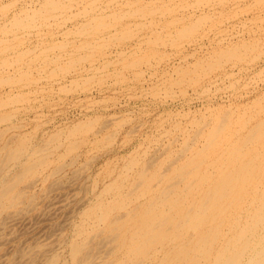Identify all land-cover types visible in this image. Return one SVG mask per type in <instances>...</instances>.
<instances>
[{
	"label": "rangeland",
	"instance_id": "1",
	"mask_svg": "<svg viewBox=\"0 0 264 264\" xmlns=\"http://www.w3.org/2000/svg\"><path fill=\"white\" fill-rule=\"evenodd\" d=\"M93 1L94 2L96 1V2L94 3ZM109 1L110 0H63V1L60 0V6L63 3L66 4L65 5L66 7L64 6V4L62 5L63 7H65L64 9L66 11L62 9L63 8L62 6H61L62 8L59 6L61 9L59 7L58 8L56 7L54 11H51V9H49L50 6L47 5V0H0V6H1L0 7V38H1V34L2 33L4 34L5 29H8V31L5 32L6 35H2V38L0 40L1 42L0 51L3 52V53H0L1 54L0 61H1V66L4 65L1 68L3 69V71L0 69V72H2L0 75V86H1L0 87V101L1 99L2 101H4L5 98L7 100V101L6 100L4 101L5 103L2 101L0 103V104L4 103V106L0 105V122H1L0 130L2 129V127L3 128L5 127L4 129L1 130L2 132L0 131L1 132L0 144H3L7 140L13 139L15 137H19V136L29 137L30 136L29 139L33 145L34 144L35 146L37 144L42 145L44 142H46L47 139L48 140L50 139L53 133L55 135V133L61 132V134H65L66 136L68 130L72 128L73 126H75L76 124L83 123L85 125L87 123L86 126H84V130H86L85 128H87V130L86 131L82 130L81 132H79L80 134L77 133L78 136L76 135L74 137V139H76L75 141H77L78 144L80 145V146L78 145L79 147L76 150H73L70 153H66L64 150V147H60L57 150L56 149L51 150L52 152H51L50 157L51 158L53 157L52 160L54 159L53 161L51 160L52 162H55V160L57 159L56 156H58L60 153L64 151L62 153L63 154L62 158L64 157V160L61 158L62 159L61 163H64L65 165L63 167V170L56 177H53V178L48 177L50 175V171L53 168L52 167L53 165H51L49 168L45 170V172H42L39 175V178L36 180L37 184L35 183V185L30 188L26 187L24 184V186L26 187L25 191L27 195L33 196L35 198L33 199L34 204H32V206H30L31 208L29 207L25 213L26 214L25 218L29 221L25 219L26 222L25 221L19 222L20 225H18V223L13 226L11 225L13 228L10 226L11 228L9 227L7 231L4 232L5 234L3 233L0 236V263L2 262L1 264H5V263L10 264V262L12 264H43V262L48 257L50 252H55L56 254H59L61 256L60 258H62V260L63 259L65 260V258L68 256V253H67L68 249H65L67 247L65 246L66 244L60 242V240L63 242H66L70 238L73 225L80 218L81 210L86 208L90 204V202L92 203V201L95 200V197L103 190V186H105L106 183H109V178H108L109 173H112L113 171H115V173H113L114 174L113 176H115L116 173L120 169L123 168V164L125 163V161H127L130 157L137 155L140 152H142L140 154H145L146 152L144 151L148 150V154H147L148 156H151V155L153 156L155 152L159 153V151L156 149H158L157 144L160 141L168 143V141L170 140L172 141V139H175L176 141L173 142L172 147L173 148L180 147L181 143L183 142L182 139L184 138V136L178 131H174L175 126L181 124L180 126L183 127L186 125L185 127L188 126V129L192 130L193 128L191 127L192 125L190 122L193 119H197L198 117L208 115L209 111L215 110L217 106L218 108H223V109L238 110L240 108H244V104L246 106L251 105L250 102H253L254 99H257V96L261 97L264 95L263 93L264 92V44H263L264 43V0L263 1L262 0H215V1L205 0V2L207 1L210 3L212 2L211 4L208 2L207 4H205L203 0L201 2L203 6H200V7L199 5L201 4H198L200 3V0L199 1L190 0V2L189 0L188 2L186 0L185 1L181 0L184 2H181L180 0H157V1L154 0L155 1L154 3H153V0H132L133 1L132 5L131 3H129V2H132L130 0H128L129 2L127 0H116V1L114 0L113 2L112 0L110 2ZM125 1L128 2L129 6L127 3H125ZM196 1L198 2L196 3ZM161 2L163 3L165 2L164 4L166 5H164ZM8 3L10 4L15 3V4L12 5V7H9L11 5ZM92 3L93 5H91ZM122 3L127 4V5L125 6ZM152 3L156 6L154 7ZM190 3L192 5L195 4L196 6L195 5L192 6ZM184 4L188 5L187 8H186V5L184 6ZM197 4H198V7H197ZM6 5H8V7ZM5 6L7 9H5ZM189 6H192L194 10L192 9V7H189ZM43 7L45 8V10ZM46 7L48 8L46 9ZM142 7H146V8H142ZM177 7H179L178 8L179 10L174 11V10H177ZM131 8L135 9V10L133 9L134 12L131 11L132 10ZM31 9H33L35 12H32L33 10ZM84 9L91 10V12L85 11ZM171 9H173V12L170 11ZM18 10L21 11L22 13L21 15ZM30 10H31V14H30ZM42 10L43 12L45 11L44 12L45 14L41 12ZM47 10H49L50 12ZM118 10L120 11L118 12ZM212 10L214 11L212 12ZM36 11H39L37 12V14H40V13L41 14L37 16V14H35ZM129 11L132 13H130ZM23 12L26 14H24ZM83 12H88V13L86 14ZM116 12L118 13L119 17L118 15H115ZM18 13L20 16H22V18L19 17ZM82 13H83V16H82ZM129 13L130 15L134 13L133 14L134 17L128 15ZM14 14L17 15L16 17L17 19L19 18L20 20L27 19L25 23L27 25L29 24V26L32 25V28L30 29L28 28V26L24 27L23 25L22 27L20 25L21 28H23L24 30L23 29L17 30L19 26L16 27V25L18 24L16 23V21H13V17L16 16ZM28 14H30V16H28ZM32 14L34 15L33 18L35 19L31 18ZM123 14H126L125 17L123 16ZM193 14H198L199 16L197 15V17L199 18H196V15H193ZM24 15L26 16L23 17ZM97 15L98 16L105 15L104 17H106V19L102 17L105 20V21L102 20L103 23L101 24L103 26H101L100 23L98 24L100 25L98 29L100 32L97 31L96 34L95 33L92 34L91 32L94 30L93 28L95 24L92 23L91 25L90 20L91 18H93L94 16L96 17ZM113 15L116 16V18H114ZM175 15L177 16V18H175L176 17ZM202 15H204V17ZM27 16L29 17V20ZM107 16L109 17L107 18ZM111 16H113V18ZM173 16H174V20L177 19L178 21L176 20V23H172L171 25L170 23L172 21L175 22L174 20H172ZM42 17L43 18L46 17L47 20L43 19ZM117 17L121 20L119 21L116 20L118 19ZM184 17L185 19L183 22V20L181 21V18H184ZM11 18L13 22L10 21ZM16 18L14 17V20ZM200 18H202L203 20H201ZM199 19L200 21H198ZM33 20L35 22H33ZM196 20L198 23L196 22ZM6 22L8 23L10 22V24ZM38 22H40V24ZM193 22L196 25H193L194 24ZM104 23L108 26L106 25L104 26ZM186 23L188 26L185 25ZM142 24H143V27H142ZM174 24H178V25H174ZM190 24H192L193 28L189 27ZM8 25L10 26L8 27ZM90 25L91 27H89ZM82 27L89 30L88 35H86L85 33L84 34L82 33V30H83ZM183 27H184V30L187 28L188 29L190 28V31L188 29L186 31L182 30ZM12 28H14V30ZM10 29L13 30L15 33L11 31ZM166 29L168 31H166ZM179 29L182 30L183 33H186V34L182 33L183 36L186 37L185 38L186 40H183L181 38L182 34L178 35L179 34L178 32H181ZM193 29L198 32L196 33V31H193ZM125 30L126 32H124ZM151 30L153 31L151 32ZM176 30H178V32H176ZM187 31L190 33L187 34ZM8 32L10 34H7ZM128 32H130L131 34ZM165 33L166 35H168V38H166L167 36L164 35ZM191 33L193 35L195 34L194 35L195 37ZM157 35L158 37H156ZM159 35L162 37H160ZM127 36H129V39H126ZM257 36H258V39H257ZM187 37H190V38H187ZM163 38H166V39L164 40ZM249 38L251 39L249 40ZM252 38H254L255 41L252 40ZM2 39L4 42L2 41ZM145 39L147 40L145 41ZM157 39H160V40L163 39L162 40L163 44L160 42L158 43V45L155 46V43L157 44V42H159V40L157 41ZM242 39H244L245 43L247 42L246 44H254V42L255 43L257 42L256 45L259 46L260 48L257 47L256 49L250 50L251 53L249 51L247 53L245 52L246 55L244 56L247 57V59L244 57L243 61H232L233 64L231 63V61L230 63H228L229 61L223 62L224 66L221 63L220 66H218V68L220 67V69L216 68V70L214 71L210 69L209 71L207 69L206 70L207 72L205 70H199L200 72L202 71L201 74L203 73L202 74L203 76L202 75L198 76L195 72V74L192 75L193 77L191 78L194 79V76L195 77L198 76V78H195L194 80L191 79L194 81L193 84L190 83L191 81L190 82L188 81V78L187 79L185 78L186 80L179 81L183 79V77L178 78L179 76H182V75H179L180 69L183 70L187 66L188 67L190 66L189 68H192V67L195 68L194 65L200 59H202L208 66L210 62L212 63L214 61V59H208L209 58V56H207L208 53L210 54V57H212L211 54L214 52V51L211 52L212 50L218 49L219 47H226L232 44L231 42H233V44H237V42L239 41L238 43L242 44L243 42ZM10 40L12 41L11 43H9ZM37 40L39 43L37 42ZM40 40H41V43L42 41L44 43L40 44ZM65 40L67 42L69 40L70 41L67 44ZM150 40L152 43L149 42ZM89 42H91L92 47L94 46L93 48L94 50H91L92 48H90ZM142 42L144 43L142 44ZM103 43L105 46L99 45ZM107 43H109V45ZM14 44L16 46L20 45L21 47L17 46V48L15 49L16 46H14ZM53 44L54 45L57 44V46L60 44L59 47L63 45L62 46L63 48L62 47L59 48L55 45L56 48L53 49L54 48ZM96 44L97 46L102 47V48L98 50L99 47H96ZM85 45L89 47H85ZM12 46H14V48ZM51 46H52V49H50ZM82 46L85 50L82 49ZM7 47H10V48L7 49ZM75 47L79 49L76 52H75ZM80 47L82 50H80ZM204 47L205 49H203ZM33 48L35 49L33 50ZM42 48L43 49L45 48V49L43 50ZM200 48L203 50H201ZM211 48H214V49H211ZM4 49L5 51L7 49L8 53L4 52ZM41 49L43 50V52L41 51ZM46 49L48 50L46 51ZM134 49L136 50L135 53H134ZM137 49L139 50L137 51ZM157 49L161 52H159ZM259 49H262L263 52ZM14 50H16V52ZM88 50H90L92 53L90 51L88 52ZM19 51L22 52L23 55L19 54L20 53ZM86 51H87V54H86ZM122 51L124 52L122 53ZM119 52L122 53L123 57L120 54H118ZM254 52L256 53V55L254 54ZM15 53H17L18 56L19 55L23 56V57L19 56V59L22 58L21 61L18 60V56H15L16 55ZM75 53L76 55L74 56ZM89 53H91V56L89 55ZM163 53H164V56H163ZM35 54L38 56L35 57L34 56ZM66 54H69V56H67ZM80 54L82 56L84 55L83 57L88 58V59H85L82 62L81 60H83V57L80 56ZM92 54L95 56L94 57L95 59L92 58L93 57ZM154 54H157V55L147 58L148 56H152ZM191 54H194V55H191ZM10 55H12V58L10 57ZM61 55H62V58L61 57L59 58V56ZM117 55L118 56L120 55L121 57H118ZM160 55L163 56L162 57L163 59L160 57ZM204 55L208 58H206ZM1 56H3L4 58L2 59ZM79 56L82 58L80 59ZM156 56L157 57L159 56L158 57L159 59ZM7 57L9 58V60ZM75 57H79V59ZM6 58H7V62H5L4 64L3 60H5ZM15 58H17L16 59L17 61L15 60ZM212 58H214V56ZM10 59L12 61H10ZM38 59H40L41 61ZM72 59L79 60V62L76 61L74 63V60ZM148 60L150 63L148 62ZM208 60L209 61L212 60V61L209 62ZM9 61L10 63L12 62L13 64L10 65ZM13 61L16 62V64ZM18 61L20 63H18ZM45 61H46V64H45ZM110 61L112 62V64ZM133 61L134 62L136 61V63L138 61H141V62L144 61V62L143 63L140 62L141 65L138 62L137 66L138 65L139 66L133 68L132 65L136 66V63L135 65L134 63H132ZM35 63H37L38 65ZM235 63H237V65ZM26 64L29 65L28 68L26 67ZM49 64L51 66H49ZM127 64L130 65V67ZM143 64H145L146 66ZM189 64H192V66ZM44 65H45V68L43 67ZM233 65L235 66V68ZM17 66L21 68H18ZM56 66L57 68H55ZM102 67H105V68H103L102 70ZM52 68L54 70H52ZM62 69H63V72H62ZM23 70L26 71V73L29 74L30 76L28 75L27 77L26 75L24 76ZM51 70L53 71V73L55 72V74H53ZM199 71H197L198 74L200 73ZM135 72H137L136 74L139 77H137ZM176 72L178 75L175 74ZM204 72H205V75H204ZM48 73H52V74H48ZM115 75L116 76L118 75V76L115 77ZM225 75H229V76L225 77ZM257 75H260V76H257ZM2 76L6 77L4 79L11 78L9 80L10 81L12 80L13 82L17 81V79L19 80L21 77L22 78L20 79L21 80L20 83L15 82L16 85L15 83L11 85L12 82L11 84L9 82V85H8L4 82V79ZM13 76L16 78L12 79ZM23 76L24 78L26 77V79L27 78L28 79L27 80L24 79ZM83 77L84 78L86 77L88 79L86 78L84 79ZM176 77L178 81H176L177 80ZM22 79L26 81H22ZM30 80L34 82H31ZM171 80L172 81L175 80L173 82H176L178 84L173 83ZM1 82H4V83H1ZM73 83H75L76 85H74ZM186 83L188 84V86H186L187 85ZM167 84L168 85L170 84V85L167 87ZM173 84L176 86L175 87L171 86ZM196 84L198 85L197 87H196ZM183 90H185L184 93H183ZM14 93L16 95H19L20 97L15 96ZM8 96L13 97V98H10V99H13L12 100L13 102L8 101L10 100V99H7ZM14 99H17V100L19 99V100L16 103V100L14 101ZM21 99H25L24 103H23V100L21 101ZM7 102H9L8 104H11V103L12 104L8 105ZM207 106H210V107H207ZM14 111L18 114H16ZM6 112L11 115V118L9 115L8 116L6 115V118H5V114H7ZM1 115L3 117H1ZM8 120H10L11 122ZM12 126L13 128L11 129ZM89 126L91 128L90 130H88ZM5 129L7 131L6 135H4L6 132ZM171 131H173L174 133L172 132L173 133L172 135L170 133L168 134V132H171ZM161 133L163 135L166 134L167 136L166 135L163 136ZM46 135H49V136H46ZM177 136L179 137V140ZM156 140L159 142L156 143ZM146 147H149V148H146ZM161 148L163 147H160L159 149ZM78 154H79V157H78ZM72 160H76L75 161L76 164ZM70 163L71 164L74 163V165L72 164L68 166ZM44 173L45 175H47V178H48V179L46 178V180L43 179ZM57 182L58 184H56ZM49 187L50 189H48ZM44 194L47 196L44 197L45 196ZM2 236L3 237L5 236L4 239ZM57 242L59 243L60 246L58 245ZM43 243L45 247L43 246ZM36 249L39 251H37ZM21 252L25 254L26 258L24 255L21 256ZM32 253L33 255H31ZM40 253L42 255H40ZM103 254L104 252L101 255ZM17 257L20 260L16 259ZM98 261H99L98 262L99 264L102 263L100 260ZM104 261H105V258H103V263L105 264Z\"/></svg>",
	"mask_w": 264,
	"mask_h": 264
},
{
	"label": "bare ground",
	"instance_id": "2",
	"mask_svg": "<svg viewBox=\"0 0 264 264\" xmlns=\"http://www.w3.org/2000/svg\"><path fill=\"white\" fill-rule=\"evenodd\" d=\"M113 1L114 0H112V2ZM130 1H132V0H130ZM155 1H157V0H155ZM155 1L153 0V3ZM184 1H181V2H184ZM186 1L188 2V0H186ZM198 1H196V3ZM202 1L203 0H200V3H198V4H201ZM128 2L125 1V3H127V4H128ZM189 2H190V0H189ZM204 2H205V0H204ZM207 2H205V4H207ZM129 3H131V5H132L133 1L129 2ZM153 3H152V5L155 7L156 5H154ZM161 3H163V2H161ZM208 3H210V2H208ZM8 4H10V3H8ZM14 4H10L11 6H9V7H12V5H14ZM122 4H124V3H122ZM127 4H124V5L126 6ZM156 4H157V2H156ZM186 4H184V6ZM198 4H197V7H198ZM47 5L50 6L49 9H51V11H54V9L56 7L58 8L60 6V0L59 1L58 0H47ZM65 5L66 4H64V6ZM91 5H93V3ZM164 5H166V4H164ZM194 5H192V6H194ZM6 6L8 7V5H6ZM6 6H5V9H7ZM128 6H129V4H128ZM181 6H179V7H181ZM187 6L188 5H186V8H187ZM192 6H189V7H192ZM200 6H203V5L201 4V5H199V7ZM65 7H63L62 9H64ZM175 7H176V5H175ZM179 7H177V10H174V11H178ZM47 8L48 7H46V9ZM142 8H146V7H142ZM133 9L131 11L134 12L135 9L134 10ZM192 9H193V7H192ZM31 10H33V9H31ZM31 10H30V14H31ZM44 10H45V8H44ZM84 10L91 12V10H86V9H84ZM161 10H162V8H161ZM25 11H27V10H25ZM47 11H49V10H47ZM57 11H59V10H57ZM119 11L120 10H118V12ZM170 11L173 12V9H171ZM213 11L214 10H212V12ZM19 12L21 15L22 14L21 11H19ZM32 12H35V11L33 10ZM37 12H39V11H36L35 14H37ZM41 12H43V10ZM99 12H101V11H99ZM156 12H158V11H156ZM27 13H29V12H27ZM83 13L87 14L88 12H83ZM83 13H82V16H83ZM116 13H115V15H118V13L117 14ZM120 13H122V12H120ZM130 13H132V12H130ZM130 13L128 15H130ZM135 13H136V11H135ZM16 14H14V15H16ZM24 14H26V13H24ZM30 14H28V16H30ZM33 14L31 16V18L35 19V18H33L34 17ZM40 14H37V16ZM79 14H80V12H79ZM133 14L130 16H133ZM161 14H163V13H161ZM14 15H12V16H14ZM18 15H19V13H18ZM20 15H19V17L22 18V16H20ZM90 15H91V13H90ZM125 15L126 14H123L124 17H125ZM193 15H196V18H199V17H197L198 14H193ZM204 15H206V14H204ZM204 15H202V16L204 17ZM25 16L26 15H24L23 17H25ZM104 16H101V15L98 16L97 15L96 17L94 16L93 18H91L90 24L92 25V23H93L96 25V26L94 25V28H93L94 30L91 32L92 34L93 33L96 34L97 31L100 32L98 29H99L100 25L103 26L101 23H103L102 20L106 19V17H104ZM113 16H111V17L113 18ZM123 16H121V17H123ZM157 16H159V15H157ZM14 17L16 18L17 15ZM14 17H13V21H16V23L18 24V25H16V27L19 26L18 29L16 28L17 30H19V29L22 30L23 29V28H21L22 25L24 27L28 26V28H30V29L32 28L31 24H30L31 26H29V24L27 25L25 23V21L27 19L26 20H24V19L20 20V18L19 19L16 18L14 20ZM108 17L109 16H107V18ZM118 17H119V15H118ZM185 17H186V15H185ZM185 17L181 18V21L183 20V22H184ZM190 17H192V16H190ZM114 18H116V16H114ZM175 18H177V16ZM43 19L47 20L46 17ZM200 19L203 20L202 18H200ZM200 19L198 21H200ZM28 20H29V17H28ZM116 20L119 21L121 19L118 18ZM172 20H174V16L172 17ZM176 20L177 19L174 20L175 22H173V21L172 22L169 21V22H171L170 24L172 25V23H176ZM10 21H12V18ZM33 22H35V21L33 20ZM95 22L96 23L98 22V23L96 24ZM196 22H197V20H196ZM6 23H8V22H6ZM16 23H14V24H16ZM38 23L40 24V22H38ZM99 23H100V25H98ZM201 23H203V22H201ZM8 24H10V22ZM134 24H136V23H134ZM91 25L89 27H91ZM105 25L106 24L104 23V26ZM174 25H178V24H174ZM185 25L188 26L187 23ZM193 25H196V24L194 23ZM9 26L10 25H8V27ZM106 26H108V25H106ZM112 26H113V24H112ZM137 26H138V24H137ZM89 27H87V28H89ZM142 27H143V24H142ZM184 27L182 30H184ZM189 27L193 28L192 24H190ZM197 27H198V25H197ZM5 28H7V27H5ZM14 28H12V29L14 30ZM30 29H29V31H30ZM187 29H185L184 31H186ZM13 30H11V31H13ZM86 30H87L86 28H83L82 33L83 34L85 33L86 35H88L89 30H87V31ZM153 30H151V32ZM182 30H180L181 32H178V30H176V32L179 33L178 35L183 33ZM188 30L190 31V28ZM6 31H8V29H5L4 34L3 33L1 34V38H2V35H6L5 34ZM11 31H9V32H11ZM166 31H168V30L166 29ZM193 31H196V30L193 29ZM9 32L7 34H10ZM124 32H126V30ZM197 32L198 31H196V33ZM51 33H53V32H51ZM76 33H77V31H76ZM78 33H79V31H78ZM128 33H130V32H128ZM188 33H190V32L187 31V34ZM132 34H133V32H132ZM153 34H152V36H153ZM183 34H186V33H183ZM183 34H182L181 38L183 40H186L185 39L186 37H184ZM191 34H189V35H191ZM109 35H111V34H109ZM164 35H166V33ZM166 36H167L166 38H168V35H166ZM79 37H80V35H79ZM156 37H158V35ZM160 37H162V36H160ZM1 38H0V40H1ZM16 38H17V36H16ZM146 38H148V37H146ZM166 38H163V39L165 40ZM187 38H190V37H187ZM262 38H263V36H262ZM39 39H40V37H39ZM107 39H109V38H107ZM126 39H129V36H127ZM163 39H161V40L157 39V41L159 40V42H157V44L154 42L155 46L158 45V43H160V42L162 43ZM250 39L251 38H249V40ZM257 39H258V36H257ZM41 40H40V44L44 43L43 41L41 43ZM146 40L147 39H145V41ZM242 40H243V42L241 41L242 44L238 43L239 41L238 42L236 41L237 44H233V42H231L232 44H230L228 46L225 45L226 47H219L218 49H214L215 47L211 48V49H214L211 51V52L214 51L211 54L212 57L214 56V58L210 57L209 53H208L209 55L207 54V56H209V58L205 56L206 54L204 55L208 59H214V61L212 63L210 62L212 60H210V61L208 60L210 62V64L208 63L209 64L208 66L202 59H200L199 61L196 62V64L194 65L195 68L192 67L193 70H192V68H189L190 66L189 67L187 66L188 64L186 65L187 67H185L183 65L185 67L183 70L180 69V72L177 70L179 72V75H182V76H179L178 78L183 77V79L179 80V81H183V80H186L188 78V81L189 82L191 81L190 83L193 84L194 83L193 80L195 78H198V76L203 74V73L201 74L202 71L200 72L199 70H205L206 71L208 69V71H209V69H210V70L214 71V70H216V68H218V66H220L221 63L223 65V62L229 61L228 63H230V61H231V63L233 64L232 61H243V58L245 57L244 55H246L245 52L246 53L248 51L250 52V50H253V49H256L257 47H259L256 45L257 42L256 43L254 42L255 41L254 38H252V40H254L253 41L254 44H246L247 42L245 43L244 39H242ZM2 41H3V39H2ZM69 41L68 42L66 41L67 44L69 43ZM126 41H128V40H126ZM220 41H222V40H220ZM11 42L12 41L10 40L9 43H11ZM37 42H38V40H37ZM149 42L152 43L151 40ZM5 43H6V41H5ZM109 43H107V44L109 45ZM143 43L144 42H142V44ZM154 43H153V45H154ZM218 43H220V42H218ZM225 43H227V42H225ZM259 43H261V42H259ZM89 44H90V48H92L91 50H94L93 49L94 46L93 47L91 46V42H89ZM162 44H160V45H162ZM55 45L57 46V44H55ZM55 45L53 44V46H54L53 49L56 48ZM99 45L105 46L104 43L99 44ZM5 46H6V44H5ZM14 46H16V45L14 44ZM14 46H12V47L14 48ZM17 46L15 47V49L17 48ZM59 46H60V44L57 47H59ZM62 46L63 45H61V47ZM64 46H66V45H64ZM18 47H21V46L19 45ZM61 47H59V48H61ZM85 47H89V46L85 45ZM96 47H99V46H97V44H96ZM8 48H10V47H7V49ZM100 48H102V47H99L98 50ZM7 49H6V51L4 49V52L8 53ZM34 49L35 48H33V50ZM42 49H41V51L43 52L44 49L43 50ZM50 49H52V46ZM82 49H84L83 46H82ZM82 49L80 47V50H82ZM130 49H131V47H130ZM139 49H137V51ZM203 49H205V47ZM203 49H201V50H203ZM29 50H27V51H29ZM47 50L48 49H46V51ZM77 50H79V49H77V47H75V52ZM86 50H87V48H86ZM259 50H261L263 52L262 49H259ZM14 51L16 52V50H14ZM14 51H12V52H14ZM20 51H22V50H20ZM31 51H30V53H31ZM89 51L90 50H88V52ZM135 51L136 50L134 49V53H135ZM144 51H145V49H144ZM22 52H24V51H22ZM22 52H20L19 54H22ZM123 52L124 51H122V53ZM159 52H161V51H159ZM0 53H3V52L0 51ZM9 53H10V51H9ZM91 53H89L90 56H91ZM122 53L119 52L118 54H120L122 56ZM148 53H149V51H148ZM261 53H260V55H261ZM15 54H16L15 56H18L17 53H15ZM86 54H87V51H86ZM146 54H147V52H146ZM254 54L256 55L255 52H254ZM13 55H14V53H13ZM26 55H28V54H26ZM66 55L69 56V54H66ZM75 55H76V53L74 54V56ZM120 55L119 56L117 55V56L121 57ZM134 55H136V54H134ZM155 55H157V54H154L152 56H148L147 58L153 57ZM191 55H194V54H191ZM4 56H5V54H4ZM19 56H18V60L21 61L22 58L19 59ZM34 56L36 57L38 55L35 54ZM80 56H82V55L80 54ZM86 56H88V55H86ZM92 56H93L92 58L95 57L93 54H92ZM146 56H145V58H146ZM163 56H164V53H163ZM163 56L160 55L161 58ZM1 57H2V59L4 58L3 56H1ZM10 57L12 58V55H10ZM31 57H33V56H31ZM60 57L62 58V55L59 56V58ZM79 57H75V58L79 59ZM82 57H80V59ZM261 57H262V55H261ZM7 58L5 60H3L4 62L2 61L4 64H5V62H7ZM167 58H168V56H167ZM202 58H203V56H202ZM245 58L247 59V57H245ZM16 59L17 58H15V60ZM30 59H28V60H30ZM74 59H72V60H74ZM85 59H88V58L83 57V60H81V61L83 62ZM121 59H123V58H121ZM144 59H142V60H144ZM184 59H186V58H184ZM8 60H9V58H8ZM38 60H40V59H38ZM187 60H188V58H187ZM10 61H12V60L10 59ZM10 61H9V64L10 65L13 64L12 62L10 63ZM76 61L79 62V60H74V63ZM146 61H147V59H146ZM108 62H109V60H108ZM138 62L140 64L141 61H138ZM143 62L144 61H142L141 63H143ZM148 62H149V60H148ZM14 63L16 64V62H14ZM18 63H20V62L18 61ZM132 63H134V65H135L136 61L135 62L133 61ZM132 63H131V65H132ZM137 63H136V66L132 65V67L133 68L138 67L139 65L137 66ZM6 64H8V63H6ZM35 64H37V63H35ZM42 64H43V62H42ZM45 64H46V61H45ZM111 64H112V62H111ZM145 64H143V65H145ZM235 64L237 65V63H235ZM244 64H246V63H244ZM247 64H248V62H247ZM30 65H32V64H30ZM189 65L192 66V64H189ZM3 66H1V61H0V69ZM28 66L29 65L26 64L27 68H28ZM49 66H51V65L49 64ZM128 66L130 67V65H128ZM150 66H151V64H150ZM183 66H181V67H183ZM223 66H221V67H223ZM43 67L45 68V65ZM105 67H102V70ZM18 68H21V67H18ZM55 68H57V66ZM234 68H235V66H234ZM22 69H23V67H22ZM218 69H220V67ZM1 70L3 71V69H1ZM40 70H41V68H40ZM52 70H54V69L52 68ZM64 70H66V69H64ZM174 71H176V70H174ZM197 71H199L200 73L198 74ZM49 72H50V70H49ZM62 72H63V69H62ZM195 72L198 76H196V77L194 76V79H193L191 77H193L192 75H194ZM1 73L2 72H0V75H1ZM52 73H53V71H52ZM52 73H48V74H52ZM136 73L137 72H135V74ZM170 73H172V72H170ZM208 73H210V72H208ZM19 74H20V72H19ZM19 74H18V76H19ZM53 74H55V72ZM175 74H177V72ZM5 75H3V76H5ZM23 75L24 76L26 75V77H27V75L30 76L24 70H23ZM204 75H205V72H204ZM14 76L12 77V79L16 78ZM18 76H17V78H18ZM24 76H23V78H24ZM117 76L115 75V77H117ZM140 76H142V75H140ZM154 76H156V75H154ZM226 76H229V75H225V77ZM257 76H260V75H257ZM9 77H11V76H9ZM26 77L24 79H26ZM137 77H139V76L137 75ZM225 77H223V78H225ZM4 78H6V77H3V79ZM9 79H11V78H9ZM9 79H4V82L8 85H9V82H10V84L12 82L11 85H13L15 82L20 83V81H21L20 79L19 80L17 79V81L13 82L12 80L10 81ZM86 79H88V78H86ZM170 79H172V78H170ZM176 79H177V77H176ZM191 79H193V80H191ZM26 80L22 79V81H26ZM206 80H207V78H206ZM173 81H175V80H173ZM176 81H178V79ZM4 82H1V83H4ZM31 82H34V81H31ZM16 83H15V85H16ZM173 83H176V82H173ZM73 84L76 85L75 83H73ZM176 84H178V83H176ZM169 85L167 84V87ZM171 86L175 87L176 85L173 84ZM186 86H188V84ZM197 86L198 85L196 84V87ZM222 87H224V86H222ZM18 88H20V87H18ZM171 89H173V88H171ZM210 89H209V91H210ZM36 91H37V89H36ZM67 92H69V91H67ZM184 92H185V90H183V93ZM6 93H8V92H6ZM30 95H32V94H30ZM15 96L20 97L19 95H16V94H15ZM258 97L259 96H257V99H254L253 102H250L251 105L246 106L244 104V108H240L238 110H236V109H232V110L231 109L230 110L229 109H223V108H218V106L216 107L215 110H210V111L208 110L209 111L208 115L198 117L197 119H193L190 122L192 125L191 127L193 128V129L191 128L192 130H189L188 126L185 127L186 125L183 127L180 126L181 124L175 126L174 131H178L179 133H181L184 136V138L182 139L183 142L181 143L180 147H178V148L172 147L173 142L176 141L175 139H172V141L171 140L168 141V143L167 142H161V141H160L161 142L160 143L159 141H157L159 139L158 138L156 140V143L157 142H159V143L157 144L158 149H156V150H158L159 153L155 152V154H153V156L147 155L148 150L144 151V152H146L145 154H140L142 152H140L138 154L136 153L137 155H134V156L130 157L127 161H125V163L123 164V168L120 169L116 173L115 176H113L114 175L113 173H115V171H113L112 173H109L108 174L109 183H106L105 186H103V190L95 197V200L92 201V203L90 202V204L86 208L81 210L80 218L73 225V229H72V233L70 235V238L66 242H63L60 240V242L66 244L65 246H67V247L65 249H68V251H67L68 256L65 258V260L64 259L62 260V258H60L61 256L59 254H56L55 252L49 251L50 253H49L48 257L45 259V261L43 262V264H99L98 260H100L102 262L101 264H104L103 258H105V261H104L105 264H264V95L259 97V98ZM10 98H13V97L8 96L7 99H10ZM255 98H256V96H255ZM5 100H6V98H5ZM12 100L13 99H10L8 101L13 102ZM15 100L17 103L19 99L18 100L14 99V101ZM22 100L24 103L25 99H21V101ZM1 101H2V99H1ZM1 101H0V103H1ZM4 101H2V102H4ZM9 102H7V104ZM4 103H2L0 105L4 106ZM11 104H8V105H11ZM240 106H242V105H240ZM207 107H210V106H207ZM212 107H214V106H212ZM17 110H19V109H17ZM16 114H18V113H16ZM6 115L7 116L9 115L11 118V115L8 113L5 114V118H6ZM202 115H203V113H202ZM170 116H172V115H170ZM1 117H3V116L1 115ZM8 121H10V120H8ZM86 124L85 125L83 123L76 124L75 126H73L72 128H70L68 130L66 136H65V134H61V132L55 133V135L53 133L52 136L50 137V139L49 140L47 139L48 141L45 138L46 142H44L42 145L37 144L35 146V144L33 145L30 142V139H29L30 136L27 137V136L23 135L24 137H21V136H19V134H18L19 137H15L13 139L7 140L3 144H0V236L5 231H7V229L11 225L13 226V225H16L17 223H18V225H20L19 222L25 221V219H26L25 213H26L27 209L30 206H32V204H34L33 199H35L33 196L27 195V193L25 191L26 187L30 188V187L34 186L35 183L37 182L36 180L39 178V175L42 172H45V170L47 168H49L51 165H53L52 166L53 168L50 171V175L47 173L49 175L48 177H52V178L56 177L63 170V167L65 164L61 163V160L62 159L64 160V157L62 158V156H63L62 153L64 151L62 150L63 152L60 153L58 156H56L57 159L55 160V162H52L54 159L52 160L53 157L52 158L50 157L51 152H52L51 150L52 149L57 150L60 147H64V150L66 153H70L73 150H76L80 145L78 144L77 141H75L76 139H74V137L77 135V133L84 130V126H86ZM0 125H1V122H0ZM2 125H3V123H2ZM41 125H42V123H41ZM4 128L2 127V129H4ZM12 128H13V126L11 127V129ZM85 129L87 130V128H85ZM90 129L91 128L89 126L88 130H90ZM86 130H84V131H86ZM5 131H6V129H5ZM59 131H61V130H59ZM1 132H0V138H1ZM172 132L173 131L168 132V134L170 133L172 135L174 133V132L173 133ZM6 133H7V131L5 132L4 135H6ZM36 134H37V132H36ZM166 134H167V132H166ZM165 135H163V136H165ZM46 136H49V135H46ZM111 136H113V135H111ZM179 136H180V134H179ZM47 138H49V137H47ZM78 140H80V139H78ZM178 140H179V137H178ZM153 143H155V142H153ZM160 147H163V148L159 149ZM146 148H149V147H146ZM101 149H103V148H101ZM64 155H66V154H64ZM70 157H71V155H70ZM78 157H79V154H78ZM72 161H74V163H75L76 160H72ZM74 163H72V164L74 165ZM72 164L70 163L68 166H70ZM66 167H67V165H66ZM80 172H82V171H80ZM46 178H47V175H45V173H44L43 179L46 180ZM55 181H56V179H55ZM57 181H58V179H57ZM24 184L26 187L24 186ZM56 184H58V182ZM59 184H61V183H59ZM51 186H52V184H51ZM48 189H50V187ZM57 189H59V188H57ZM46 196L47 195H45L44 197H46ZM29 211H30V209H29ZM41 217H42V215H41ZM27 221H29V220H27ZM4 237H3V239H4ZM8 239H9V237H8ZM7 243H9V242H7ZM58 245H59V243H58ZM43 246H44V243H43ZM25 248H27V247H25ZM40 249H41V247H40ZM37 251H39V250H37ZM22 252H24V251H22ZM22 252H21V256L22 255L25 256V254ZM103 252H104V254L101 255ZM31 255H33V253ZM40 255H42V254L40 253ZM25 258H26V256H25ZM16 259H19V258L17 257ZM42 259H43V257H42ZM10 264H12V263L10 262Z\"/></svg>",
	"mask_w": 264,
	"mask_h": 264
}]
</instances>
